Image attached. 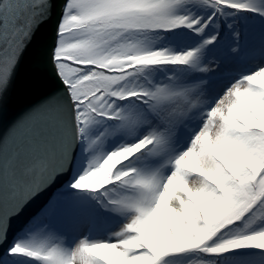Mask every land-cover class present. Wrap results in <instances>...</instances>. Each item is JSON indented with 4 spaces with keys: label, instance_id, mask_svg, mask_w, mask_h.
<instances>
[{
    "label": "snow or ice",
    "instance_id": "snow-or-ice-1",
    "mask_svg": "<svg viewBox=\"0 0 264 264\" xmlns=\"http://www.w3.org/2000/svg\"><path fill=\"white\" fill-rule=\"evenodd\" d=\"M184 2L0 0V108L11 104L13 71L30 39L29 85L43 89L54 77L63 86L0 134V264H28L26 258L44 264H171L170 258L189 249L210 254L264 250V229L230 235L242 222L249 227L264 221V66L232 83L211 107V80L181 83L172 76L154 81L145 74L148 66L198 63L199 49L170 54L148 46L149 32L182 25L203 32L212 22L213 17L177 15ZM209 2L221 15L248 8L241 0ZM46 20L55 24L51 35L42 25ZM37 26L41 30L33 37ZM216 39L213 35L205 44ZM226 56L221 49L216 67ZM122 101L127 103L122 106ZM70 115L75 132L68 136ZM97 122H103L104 131L93 138L90 126ZM116 134L134 142L93 156L70 184L78 191L100 192L113 184L134 189L123 194L113 188L100 201L104 208L135 213L115 239H84L71 251L49 247L42 237L57 230L54 217L62 203L57 199L31 219L25 229L30 239L13 242V217L19 219L26 205L39 202L49 186L67 178L61 173L75 167L76 140L87 141L93 150L101 137ZM185 136H192L190 146L174 155V143ZM145 149L149 156L168 154L175 165L171 174L134 166L136 154ZM190 157L227 191L186 167ZM214 196L223 197L226 208L223 217L210 220L203 207Z\"/></svg>",
    "mask_w": 264,
    "mask_h": 264
},
{
    "label": "trees",
    "instance_id": "trees-1",
    "mask_svg": "<svg viewBox=\"0 0 264 264\" xmlns=\"http://www.w3.org/2000/svg\"><path fill=\"white\" fill-rule=\"evenodd\" d=\"M241 2L247 4L248 8L228 9L227 13L224 15H221L209 0H186V2L181 3L175 9L177 15L194 14L195 16L203 17L205 20H207L208 17H213L212 22L208 24L203 32H196L186 25L169 30L149 32L148 46L153 50L166 49L170 54H178L192 49H199L200 51L197 57L194 58L198 63L195 66L193 63L148 66L145 69V74L149 75L154 81H165L175 76L181 83H192V79H196L195 77L202 76L203 74L219 75L221 67L230 62L233 65H239L234 69L244 75L250 74L252 72L250 69L262 67L260 64L264 62V19L253 16L250 10L256 9L264 12V0H241ZM214 13L215 16L213 15ZM237 13H240L244 18L246 27L244 30L238 22ZM213 35H216L217 39L211 43L205 44V41L211 40ZM177 36H181L183 39L177 40ZM243 37L245 38L243 49L247 51L245 57L241 54V42ZM229 48L235 49V51H229ZM221 49L227 51V56L220 63V66L216 67L215 61ZM252 60L256 61V63ZM210 62H212L211 68L214 69L204 71L205 66ZM258 62L260 64H257ZM246 65L249 67L247 68ZM235 79L236 77L233 80ZM126 103L127 101L121 102L122 106ZM93 125L95 126L93 132L96 133V136H100L104 131L103 122H97ZM138 138L139 136L136 137V139ZM126 139L129 140L133 138L124 134L101 137V142L93 150L87 148L86 141L87 158L85 166L80 174L88 168L93 156L99 155L100 153L106 155L116 150L117 148L115 146L118 145L120 141ZM148 160L149 158L144 156V154H139L137 157L135 156L133 163L134 166L140 167L148 163ZM193 165L195 171H201L203 175H207L213 183L217 184V187H219L222 192L227 191V189H225L213 176L209 175L207 172H203L199 168L196 159L193 161ZM113 188L123 194H132L134 191V189L126 186L113 184L109 185L106 190H101L100 192L78 191L73 189L56 193L51 201L57 199L62 201L61 207L54 217L56 227L58 229H61L59 226H64L66 229L68 227L70 231L68 229L64 234L69 231L71 239L75 238L77 235L82 237L85 231H88V234L90 233L91 236L97 240H102L109 236L111 234V229L117 225L118 220L122 218V216L118 213L119 211L106 208L107 217L103 218L97 202L106 199L104 195L105 191L112 194ZM225 208L226 201L224 198L215 196L203 207L206 218L210 220L214 217H223ZM245 224L246 222H242L233 227L230 231V235H235L241 230L250 232L252 230L259 231L264 229V221L257 220L249 227H245ZM22 231V240L26 241L31 238L32 233H26L25 229ZM170 259L171 264H203V262L209 260L214 261V264H246V262L247 264H264V250L255 247H245L230 250L223 254H210L203 252L202 249H189Z\"/></svg>",
    "mask_w": 264,
    "mask_h": 264
},
{
    "label": "water",
    "instance_id": "water-1",
    "mask_svg": "<svg viewBox=\"0 0 264 264\" xmlns=\"http://www.w3.org/2000/svg\"><path fill=\"white\" fill-rule=\"evenodd\" d=\"M57 2L63 5L67 2V0H57ZM60 14H63L62 9H60ZM49 20H51V18H49ZM49 20L43 21L42 25H47L46 30L48 34L51 35L55 24L49 23ZM40 30L41 26H37V30L33 33V37ZM31 44L32 40L30 39L25 45V48L20 55V59L13 71L11 85L8 93L11 104L7 109L0 108V134H2L5 131L6 127L12 122L24 117L27 112L35 107L38 103H42L46 99H49L57 93L63 91L62 82L58 83L54 77L50 78L48 86L43 89H36L29 85L28 60L31 50ZM69 120L70 123L67 129V135L71 136L75 132L74 117L70 115ZM79 153L80 140L77 139L72 146V156L76 161L75 167L72 169L71 173H68L67 171L61 173L62 176H67V178L61 180L56 185L49 186V188L46 190V194L42 199L39 200V202H30L28 205H26V210L22 214H20L19 219L13 217V241L16 237L19 236L22 229L28 225L31 219L33 217H36L37 214H39L41 210L46 207L48 202L58 191H62L70 186L72 178L77 176V172L80 171L78 170V160L80 155Z\"/></svg>",
    "mask_w": 264,
    "mask_h": 264
},
{
    "label": "rangeland",
    "instance_id": "rangeland-1",
    "mask_svg": "<svg viewBox=\"0 0 264 264\" xmlns=\"http://www.w3.org/2000/svg\"><path fill=\"white\" fill-rule=\"evenodd\" d=\"M253 62L256 63V61H253ZM257 64H260V63L258 62ZM248 65H246L247 68L249 67ZM261 65L264 66V62L261 63L260 66ZM237 66H239V65H237V64L233 65L231 62L226 63L219 70V72H220L219 75L218 74H215V75L203 74L202 76L195 77L196 79H192L191 82L194 83V82L201 80L202 78L203 79L210 78L209 80H211L213 88H212V91L209 95V107H211L215 104L216 99H218L219 96L223 95V93L227 90L228 87L231 86L232 83H235L236 80H239L244 76V74L240 73L238 70L235 71L234 68H237ZM211 69H214V68H211ZM256 69L257 68L250 69V70L253 72ZM215 76H217V77H215ZM235 77H236V79L233 80ZM212 80H214V81H212ZM202 123H203V117H201L197 121V124L194 125V127H196V130H198V127L200 125H202ZM94 128H95L94 125L90 126V135L93 138H96L97 137L96 133L93 132ZM191 139H192V136H185V137H181V139L176 141L173 145L174 155L178 156L180 153L187 150V148L190 146ZM132 142H134L133 139H129V140L126 139L124 141L122 140L115 147L118 149L121 146H125L128 143H132ZM142 152H143L144 156L149 158V160L147 161L148 163L141 165L139 167V168H142L144 171L151 172V171H154L156 169H160L161 174L163 176H167V175H170L171 172L174 170V167H175L174 163L168 162V160H169L168 154L161 153L159 155L149 156L147 154V149L142 150ZM139 154H141V153H137L136 157ZM81 159H82V157H81ZM195 159H196L195 157H190L186 161L185 166L191 167L195 171V168L193 167L194 166L193 161H195ZM81 162H83V161H81ZM81 165H82V163H81ZM118 213L121 214L122 218H120L117 222V225H115L111 229V232H110L111 234L109 233L110 235L103 238L102 240L110 239V238L115 239L114 233L119 232L121 230V228L123 227V225L126 224L127 222H129L131 217L135 214L134 211H132V210L119 211ZM59 227L61 229H58L56 227L57 230L55 232L45 233L44 236L42 237V238H46L48 240V246L49 247H60V248H63L65 250L71 251L80 243L81 240L87 239L89 242L99 241V239L97 240V239L93 238L91 236V234L88 235V231L83 232L82 237L80 235H77L75 238L71 239L70 233H69L70 229L68 227L66 229L64 226L63 227L59 226ZM68 229H69V231L64 234V232L67 231ZM17 240H21V238L18 236V238H16L15 242ZM26 260L28 261V264H44L43 260H40L37 258H27Z\"/></svg>",
    "mask_w": 264,
    "mask_h": 264
},
{
    "label": "bare ground",
    "instance_id": "bare-ground-1",
    "mask_svg": "<svg viewBox=\"0 0 264 264\" xmlns=\"http://www.w3.org/2000/svg\"><path fill=\"white\" fill-rule=\"evenodd\" d=\"M83 153V151L80 149V155Z\"/></svg>",
    "mask_w": 264,
    "mask_h": 264
}]
</instances>
